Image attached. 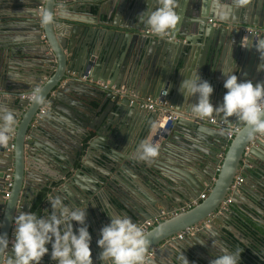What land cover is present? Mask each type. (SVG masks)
<instances>
[{
    "label": "water",
    "instance_id": "1",
    "mask_svg": "<svg viewBox=\"0 0 264 264\" xmlns=\"http://www.w3.org/2000/svg\"><path fill=\"white\" fill-rule=\"evenodd\" d=\"M13 1L0 0V107L21 113L22 118L19 123L14 116L11 127L14 137L8 139L6 147L0 146V194L5 173L11 167L14 168L15 181L11 196L8 200L3 198L4 217L0 235L11 239L15 215L18 212H30V206L38 202L40 194H45L49 205L47 210L50 212V197H59L65 204L79 207L83 193L87 192L92 196L102 186L101 188H106L108 198L102 200L98 197L100 210L96 213L95 220L89 222L86 219L92 237L93 264H103L99 259L101 249L96 241L100 238L101 228L110 222L109 214L126 215L140 227L149 220L163 218L167 214L170 216L145 234L149 240L145 257L149 254L152 257L143 264H177L173 259L169 262L168 256L183 254L187 259L195 256L192 251L187 252L185 246L200 253V248L192 243H198V236L203 233H208L217 240L221 239L222 245L232 249L225 241V229L219 230L216 226L225 223L223 215H249L241 204L243 200L240 192L254 197L256 201L264 200V182H260L262 185L258 191L250 185L253 179L264 180V133L255 132L236 120V117L229 118V122L222 112H213L208 117L223 119L227 125L223 130L188 121L186 115L193 112L191 106L197 102V97L185 98L179 92L181 82L177 77H181L182 71L185 76L190 71H198L202 79L209 80L214 91L218 92L215 98H210L214 108L222 104L227 91L223 87L224 77L221 74L222 62L226 59L231 58L232 64L229 62V65L240 80L264 82V71L257 70L261 60L255 49L257 42L264 40V35L248 36L242 30L248 26L264 28V0H258V4L263 2L262 14L256 10L250 12V1L253 0H247L243 6L236 0H175L177 7L183 8L179 12V25L169 33L174 39H163L160 42L156 39L152 41L151 50L142 48L144 43L149 45L151 37L143 35L147 30L137 21V17L148 7H157V0H102L108 5L109 11L113 8L120 14L127 11L126 17L133 25L126 28L139 31L133 42L130 32H105L111 33L115 39L137 46V55H146V59L150 60L148 72L150 70L151 74L157 70L156 61L151 56L154 48H158L159 52L165 54V59H161L164 68L160 69V73L162 76L167 73L165 77L169 73L173 74L172 85L168 82H153L150 86L149 79L145 83L135 82L133 90L139 96L136 99L130 98V93L122 91L121 72L119 74L110 64H95L90 57L92 54L89 48L94 44L93 37L98 35V29L74 25L73 22L77 20L66 17V14L92 17L90 8L96 6L95 0H43L35 6L30 5L37 11L29 13L31 18L26 19V22L37 33L28 40L30 45L39 49L29 48L22 39L15 41L14 48H11V42L4 38L6 30L12 29L10 25L3 24L4 16L10 20L18 16V13H3L14 8ZM41 7L42 17L39 16ZM232 7L236 9L234 15L230 16ZM45 13L50 17L47 23L43 21ZM98 15L101 17L100 13ZM19 18L22 17H16L15 20L18 21ZM85 20L79 21L86 23L88 20ZM14 25L16 24L12 23L11 26ZM109 25L124 28L122 25ZM175 38L183 40L177 42ZM31 53L36 54L34 58L43 68L51 64H57L58 67L50 81L43 83L41 87L28 80H21L22 71L15 63V58ZM48 68L46 69L49 70ZM67 72L76 73L77 76L68 75ZM204 73H208L209 78L203 77ZM39 75L42 83V71ZM83 77L87 79L84 80ZM188 77L189 75L186 76ZM98 82L107 83L109 90L99 89ZM39 87V101L22 99L23 94L35 93V88ZM6 88L15 93L7 100L2 98L6 94L3 93ZM148 99L168 101L179 117L161 124V115L157 116L141 107L142 102ZM97 103L98 114L94 116L92 112L96 110ZM45 105L49 106V113L38 117V112ZM144 114L147 116H143ZM168 116L165 115V118ZM57 117V122L60 126H65L64 129L54 135L46 134V124L51 118ZM144 120L139 139H150L152 143L159 145V152L166 155L159 163L138 160L136 153L135 157L116 154L132 148L129 137L125 139V122L136 129ZM235 124L241 129L230 139V128ZM36 132L46 138L50 137L55 145L39 139ZM11 134L8 133L9 136ZM73 136L75 140H71ZM81 139L88 142L89 149L84 159L86 163L94 155L95 160L105 165L109 174L98 164L99 168L95 166L97 170H91L86 165L76 170ZM68 144L72 147H68ZM222 149L226 152L221 161L218 153ZM50 166L54 173L49 169ZM188 170L191 172L188 173ZM240 173L244 174L246 181L235 186L236 177ZM77 174L94 177L98 183L92 180L89 182L95 184L97 190L81 186ZM145 174L147 179L143 178ZM140 182L144 184V189L139 187ZM205 190L210 191L209 198L199 203V195ZM229 195L232 203L226 205ZM246 199L245 205H253ZM222 205L227 206L226 209ZM101 210H105L106 214ZM187 230L193 232L182 238L178 237ZM48 247L51 251V247ZM10 250V245L8 249L0 250V264L6 260Z\"/></svg>",
    "mask_w": 264,
    "mask_h": 264
},
{
    "label": "clouds",
    "instance_id": "2",
    "mask_svg": "<svg viewBox=\"0 0 264 264\" xmlns=\"http://www.w3.org/2000/svg\"><path fill=\"white\" fill-rule=\"evenodd\" d=\"M238 3L243 6L247 0H238ZM157 5L154 9L148 7L139 14L137 21L152 34L164 36L177 28L181 17L176 11L175 0H157ZM49 19L50 17L45 13L44 23ZM255 49L261 60L257 70L264 71V40L258 41ZM221 74L224 77L223 87L227 91L223 96L222 104L215 108L210 102L214 89L208 81L200 77L198 71L194 76L181 81L179 92L185 98L197 97V102L192 104L191 111L201 116L222 112L229 122V118L236 117V120L251 127L255 132L264 133V82L240 80L230 65L222 66ZM34 98L37 101L41 99L39 88L35 90ZM0 120L3 121L0 124V144H2L9 139L8 133L14 121L13 113L5 111L0 115ZM158 152V144L144 139L137 146L136 158L150 162ZM4 185L5 178L2 191ZM49 204L51 211L46 210L45 215H37L34 212H20L16 215L11 240L6 235H0V250L8 249L9 245L11 249L2 264H41L49 252L55 264H93L92 237L86 223L87 207L69 206L59 197H50ZM108 216L110 222L101 228L100 238L96 241L101 249L99 259L103 264H143L149 245L143 229L126 215L109 214ZM73 222L79 227L74 229ZM46 245L51 246V251ZM241 253L239 248L233 250L221 246L220 254L215 256L211 264H240ZM181 258L184 264H189L183 254Z\"/></svg>",
    "mask_w": 264,
    "mask_h": 264
},
{
    "label": "crops",
    "instance_id": "3",
    "mask_svg": "<svg viewBox=\"0 0 264 264\" xmlns=\"http://www.w3.org/2000/svg\"><path fill=\"white\" fill-rule=\"evenodd\" d=\"M95 1L96 2H94V5H96V6L91 7V8L88 6V8H90L92 11V17H90V18L89 17L84 18L83 16H81L79 14H77V15L66 14V17L73 18V20H77V21L73 22L74 25H79V26L85 27L87 29L88 28L98 29V31H99L98 35L93 37L94 44L92 47L89 48V52L92 54L90 57L93 58L94 63L95 64L101 63L103 65H104V63H106L108 65L110 64L112 68H114L115 70H117V72H119V74L121 72V77L123 76L122 85H121L122 91H124L125 93L126 92L130 93L129 97L132 99H136L139 97L138 94L134 93V90H133V88L135 87L134 86L135 82L145 83V82H147L146 79H149V85L150 86H152L154 84L153 82H156V83L168 82V83H171V85H172V83H174L173 74L169 73L167 75V77H165L167 73H165V75H163V76L160 73V69L164 68L162 66V64L164 63L163 60L165 59V54L159 52L158 48L157 49L154 48L153 56H151L156 61L157 70L155 72H153L152 74H151V71L149 70V72H150V74H149L148 68H149L150 60L146 59V55H144V56H138L137 55V52H136L137 46L132 45V43H130V42L125 43L123 40L121 41V40L115 39V37H113V35L111 33L105 32V30H108L109 32H111L110 30H115V31L123 30V31H126L128 33L130 32L133 35V37L131 38V41L133 42L134 37L137 36L139 31L126 28V27L133 25V24H130L128 17H126L127 11H123V13H121V14L118 13V11L114 8L111 11H109L108 5L104 4V2L102 0H95ZM236 1H238V0H236ZM41 2H43V0H14L13 4H12L14 8H12L8 11H3L4 14L6 12H10L13 14L18 13L17 14L18 16H15L12 20L7 19L6 16H4L5 21L3 20L4 25L8 24V26L10 25L9 26L10 28L14 29V30L7 29L6 30L7 35L4 36V38H6V41L9 40V42H11V44H10L11 48H14V46H15L14 42L15 41L18 42V41H20V39H22L21 41H25L26 45L29 46V48L35 47V49L36 48L39 49L36 46L30 45V41L28 39H30L31 37H35L37 31L31 30V26H30V24H28L26 22V19L31 18V14H29V13L37 11V10H34L33 9L34 7H31L30 5L35 6L36 3L40 4ZM250 4H251V9H249L250 12L251 11L254 12L256 10V11H259L260 14H262L263 2H262V4H261V2L258 4V0H253V1H250ZM100 5H102V6H100ZM20 6L22 8H20ZM182 8H183L182 6L180 7V9H179V7L176 8V11L178 12V14H180L179 12L182 10ZM102 9H103V11L101 12ZM234 9H236V8L232 7L231 14H229L230 16L234 15V12H235ZM98 13L101 14V17H100V15H98ZM181 13L183 14V11ZM6 15H8V14H6ZM20 16L22 18H19V20L16 21L15 18L20 17ZM85 19L88 20L89 22L86 21ZM79 20H85L86 23H83ZM12 23L16 24V25L11 26ZM70 23H72V22H70ZM110 23L117 24L118 26L122 25V27H124V28H116L114 26L109 25ZM1 30H5V29H1ZM82 32H83V30L81 31V33ZM85 34H86V32H85ZM143 35L147 36V37H151V41L148 39L149 45H146L144 43L142 46V48H145V49L148 48L150 50H151V46H152V41L158 39V41L160 42L163 39L165 40V38H166L164 36H158L157 37V36H149L147 34H143ZM170 35L174 39V36L172 34H170ZM182 40L183 39L175 38V41H177V42L178 41L181 42ZM197 50L199 52H201L199 49H197ZM34 55H36V54L31 53L30 55H27L28 57L27 56H24V57L19 56V57H17L19 59L15 58V63H16V65H18L17 66L18 69H20L22 71V77L23 78L21 80H24V81L28 80L29 82L33 83L34 85L40 86V85H43V81H45V77H49L48 81H50V79L53 77V75L57 71L58 67H57V65L55 67L53 64H51V66L46 65L43 68L41 65H39L37 59L34 58ZM161 59H163V60H161ZM226 60L222 62L223 66L229 65V62H230V65L232 64L231 58H229V60H227V61ZM39 67L41 69H39ZM47 67H49L48 68L49 70L54 68V70H52L53 74L51 72H49V70L46 69ZM179 68L180 67H178V69ZM41 71L43 74V76L41 78L42 83L40 80V75L38 76V74ZM196 72L197 71H190L189 73L186 74V76H188V75L194 76V74ZM67 73H68V75L70 74L71 76H77L76 73H69V72H67ZM208 75H209L208 73H204L202 76L209 78ZM186 76L184 75V72L182 71L181 77H179V78L177 77V79H179V81L181 82L184 78H186ZM12 92L13 91L11 89L8 90V88H6L5 90H3V93H6V94L2 98H4V99L6 98V100H7V98H9V96H12L13 94H15ZM216 93H218L217 90H215L213 92V94L210 98H215ZM30 102H32V101H30ZM98 105H99L98 103L95 104L96 110L92 112V115L94 114V116H96L98 114V112H97L98 111V109H97ZM5 106L7 107V105H5ZM41 109L46 110L45 114L41 113ZM41 109L37 114L38 117L42 116V115L46 116L50 111V108L48 105L43 106ZM7 110H8L7 108L4 109V108L0 107V115H2ZM171 110H172L171 113L175 112L174 109H171ZM11 112L13 113V116H16V118L18 119L17 122L20 123L21 118H22L21 113H18L14 110ZM152 113H154L155 115L157 114V116L161 115L162 117H159L160 121L162 120L161 124H163V125L165 124L166 118H165V116L163 117L162 113H160L159 110L157 112H152ZM24 114H25V112H24ZM190 114L199 115V114H196L194 112H189L187 115H190ZM143 116H147V115L144 114ZM211 117H214L218 120H223V119H220L216 116H211ZM57 120H59L58 117L53 118V119L51 118V120L46 124V127H47L46 128L47 131H45L46 134L54 135L56 132L60 133V130L64 129L65 126H60L61 124H59L57 122ZM2 123H3V121L0 120V124H2ZM144 124H145V120L142 121V124H140L138 127H136V129H133L132 127H134V126H131L130 123L125 122V126H123L124 131L127 132L125 139H127V137H129V140H131L132 148H130V150L127 152L126 151H120V152H116V154L124 155L125 157H135V153H136L135 146H138V144L141 141L139 139V135H140L141 130H142L141 126ZM16 126H19V124H16ZM12 130H10L9 134H11ZM73 130H75V129H73ZM125 132H123V133L125 134ZM78 133H79V130H78ZM81 133H82V131H80V134ZM35 134L38 136L39 139L44 140L50 144H53L50 137L46 138L44 135H40L37 132ZM12 136H13V134H11L9 136V139H11ZM71 140H75L74 136L71 137ZM81 143H82L81 150L78 152V158L76 160L77 161L76 170L81 169L82 165H86L89 169L93 170V169H96L95 166H97V164H98L100 167H102L104 169V172L106 174H109V171L107 169H105V165H103V163L101 161L95 160L94 155L90 156L89 160H87L88 162L86 163V160H84V159L87 157L86 151L89 149L88 148V142L85 141L84 139H81ZM7 145H8V140L6 143L0 144V146H4V147H6ZM53 145H55V144H53ZM68 147H72V145L69 146V144H68ZM225 152H226L225 149H222L218 153V157L220 158L221 161L225 157ZM189 154L191 155V153H189ZM71 157H72V155H71ZM162 158H166V155L164 152H159L155 158L151 159V161H154V163H159L161 161L160 159H162ZM99 166H97V167L99 168ZM49 169L53 173L55 172V171H53V168L51 166L49 167ZM100 170H101V168H100ZM193 171L194 170H192V172ZM190 172L191 171L188 170V173H190ZM183 173L185 175H188L187 172H183ZM146 176H147V174H145V176L143 175V178H146ZM137 178L139 179L140 177L137 175ZM239 178H243L244 182L246 181L245 176L242 173L237 175L235 181H237ZM77 179H78V182L81 183L80 184L81 186L86 187L88 189L91 188L92 190L96 189L95 184L89 182L90 180H92L95 183H98V181L95 180L94 177H90V176L86 177V175L80 176V174H77ZM146 181H148V180H146ZM261 181L264 182V180H262V179L261 180L253 179L250 182V185L254 188L255 191H258V189H260V185H262L260 183ZM86 182H88V183H86ZM83 184H85V185H83ZM143 185L144 184H142V182H140L139 187H141V189H144ZM101 187L98 190L96 189L97 190L96 192H98L99 194H97L95 192L94 194H91L92 196H89L90 193L87 194V192H85V193H83L84 196L80 197L82 202L79 203V207H81V208L87 207V209H86L87 218L86 219L89 220V222L95 220L96 213H98L100 210V206L98 205V201H97L98 197H100L102 200H107V198H108V195L105 192L106 188H101ZM209 192H210L209 190H205V191L200 193L199 203L202 201L208 200L209 195H210ZM203 194H206L205 199H201V195H203ZM40 195L42 196V199L39 202L33 203L30 206L31 207L30 212H34L37 215H45L46 210L48 209L49 205H47L48 203H47V198H46L45 194L43 193V195L42 194H40ZM240 196L243 200L241 202V204H243L244 209L249 213V215L239 214V215H236L234 217H231L229 215H228L229 217L227 215H223L224 216L223 219H224L225 223L222 225L217 224L216 227L219 230L225 229L223 231L224 237L226 238L225 241H226V243H228L231 246V248L233 250L235 247L240 246V245H244L247 248H252V250H251V252H252L251 256L252 257H250V259H246V261H244L241 258L240 264H264V260L262 258L259 259L260 258L259 254H261L262 251L259 248H257V247H259L258 243L255 242L249 236V234L244 230V229H246L244 227L245 224L250 223L253 225L252 226L253 228H256V229L259 228L262 231H264V200L260 199V200L256 201L253 199L254 197L247 195L244 192H240ZM228 198L232 199V197L230 195L228 196ZM246 198H248V200H250L253 205H250V204L245 205L244 202H245V200H247ZM262 198H263V196H262ZM4 200H8V199L4 198ZM2 202H3V199L0 196V229H1V225H2L1 223H2L3 217H4V209L2 207ZM223 205H222V207H223ZM236 210L239 212L238 209H236ZM101 211H103L106 214L105 210H101ZM2 212H3V216H2ZM19 213L20 212H18L17 214H19ZM238 217H240V218H238ZM169 218H170V216L168 214H167V216H163V218L160 217V218H158L159 223H161L164 219H169ZM73 224H74V229L79 227V225H77L75 222H73ZM222 237H223V235H222ZM12 238H13V236L11 237V239ZM220 240L221 239H218V240L215 239L213 236H211L208 233L201 234L200 236H198V243H192L193 245L200 248L199 249L201 251L200 253L198 250L196 251L195 249L186 245L185 246L187 248L186 251L187 252L192 251L191 253L195 254V256H192V257L187 259L189 261V264H211V261L215 258V256L220 254V247L224 246L221 244ZM172 241H175V240H172ZM46 246L48 247L50 245H46ZM49 255H46L43 258L41 264H55V262H53L51 260ZM146 256L147 257L144 258L143 262H145L146 260H148L150 258V254L146 255ZM168 257H169L168 258L169 262H172V259H173V260H175V262L177 264H184V262H183V260L179 254H175L173 257H170V256H168Z\"/></svg>",
    "mask_w": 264,
    "mask_h": 264
},
{
    "label": "built area",
    "instance_id": "4",
    "mask_svg": "<svg viewBox=\"0 0 264 264\" xmlns=\"http://www.w3.org/2000/svg\"><path fill=\"white\" fill-rule=\"evenodd\" d=\"M243 32L247 35H264V28H258V27H244L243 28ZM144 34H147L149 36H158L155 34H152L150 31H146ZM164 37H166L167 40L172 39L171 35L167 34L164 35ZM52 70H54V68H52ZM90 74V73H89ZM84 80L87 79V77H83ZM49 80V77H45V81H43V83H46ZM109 85L107 83L104 82H98L97 83V87L99 89H101L102 91H108L109 90ZM41 87V85H40ZM39 87V89H40ZM37 88H35L36 90ZM34 90V92H35ZM22 99H27L29 101H33L34 98V93L31 94H23ZM142 108H145L146 110L150 111V112H157L159 110L160 113H162L163 116L165 115H169L167 117V121H172V120H176L179 115L174 113H171V107H170V103L168 101H161V100H155V99H148L142 102L141 104ZM46 110L45 109H41V113L45 114ZM170 113V114H168ZM186 119L188 121H194L198 124H208L210 126H214L217 127L219 129H224L226 128V122L224 120H218L214 117H206V116H201V115H186ZM230 132H229V138L233 139L235 133L239 132L241 127L238 125H233L230 128ZM235 186H239L241 184L244 183V179L243 178H239L237 181H235ZM13 187V182H12V174L11 172H7L5 175V185H4V198L8 199L11 195L10 190ZM206 195L203 194L201 195V199H205ZM232 203V199L228 198L226 201V205H230ZM227 206H224L223 208H225ZM226 209V208H225ZM18 215V214H17ZM159 223V219H153V220H149L145 223V225H143L141 228L143 229L144 233L147 234L148 231L155 226V224ZM192 230H187L186 232L180 234L178 237L182 238L183 235L185 234H190L192 233ZM173 240V239H171Z\"/></svg>",
    "mask_w": 264,
    "mask_h": 264
},
{
    "label": "trees",
    "instance_id": "5",
    "mask_svg": "<svg viewBox=\"0 0 264 264\" xmlns=\"http://www.w3.org/2000/svg\"><path fill=\"white\" fill-rule=\"evenodd\" d=\"M244 226V225H243ZM253 225L252 224H250V223H248V224H245V228L246 229H244L248 234H249V236L255 241V242H257L258 243V245H259V247H257V248H259L262 252H261V254H259V259H263L264 260V231H262L261 229H256V228H253L252 227ZM255 247V248H256ZM236 248H239L240 250H241V258L244 260V261H246V259H250V257H252L251 256V254H252V252H251V250H252V248H247L246 246H244V245H240V246H237V247H235L234 249H236Z\"/></svg>",
    "mask_w": 264,
    "mask_h": 264
},
{
    "label": "flooded vegetation",
    "instance_id": "6",
    "mask_svg": "<svg viewBox=\"0 0 264 264\" xmlns=\"http://www.w3.org/2000/svg\"><path fill=\"white\" fill-rule=\"evenodd\" d=\"M42 15H43V8L41 7L40 8V12H39V16L40 17H42ZM43 40L45 41V37H43ZM55 67H56V65L57 64H53ZM49 72H51L52 74H53V72H52V69H50V71ZM14 137V135L11 137V138H13ZM11 172V174H12V182H13V184H14V168H9L7 171H6V173L7 172ZM0 196L2 197V199H3V191H1V194H0ZM42 199V196L39 198V200H38V202L40 201ZM2 216H3V212H2Z\"/></svg>",
    "mask_w": 264,
    "mask_h": 264
}]
</instances>
